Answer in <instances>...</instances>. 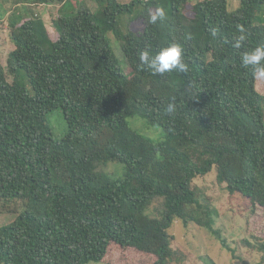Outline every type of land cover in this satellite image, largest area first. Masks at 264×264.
Segmentation results:
<instances>
[{
	"label": "trees",
	"instance_id": "1",
	"mask_svg": "<svg viewBox=\"0 0 264 264\" xmlns=\"http://www.w3.org/2000/svg\"><path fill=\"white\" fill-rule=\"evenodd\" d=\"M11 1L23 7L7 19L10 49L0 61V202L20 211L0 226V264L98 262L109 243L152 264L178 262L168 232L175 220L218 236L216 209L192 186L212 169L229 194L264 211V94L241 64L264 45V0H240L232 13L227 0H93L94 10L72 0ZM39 5L57 7L51 32ZM158 9L164 18L152 22ZM124 16L142 28L123 30ZM5 18L2 6L0 26ZM173 43L186 73L154 76L140 66L141 50ZM54 110L59 137L48 120ZM110 162L122 165L120 176L102 170Z\"/></svg>",
	"mask_w": 264,
	"mask_h": 264
},
{
	"label": "rangeland",
	"instance_id": "2",
	"mask_svg": "<svg viewBox=\"0 0 264 264\" xmlns=\"http://www.w3.org/2000/svg\"><path fill=\"white\" fill-rule=\"evenodd\" d=\"M121 3H127L131 0H118ZM85 2L94 10L93 0H72L73 7L76 8L79 3ZM240 0H227L228 12H234L239 7ZM6 10L5 22L0 26V61L5 65V58L9 52L10 45L6 38L7 19L22 6L14 8L11 0H0V8ZM191 4H188L186 11H191ZM23 7V6H22ZM25 6L24 8H27ZM14 8V9H13ZM33 10L39 12L47 24V29L51 32L49 20L57 14V7L51 5H39L33 7ZM133 18L124 16L121 18V27L126 29L130 26L134 31L142 28L141 22H130ZM113 49L118 47L114 42V36L108 35ZM117 56L122 62L123 58L117 51ZM125 66V65H124ZM124 68L129 69L127 65ZM125 71V70H124ZM257 89L260 94H264V81H257ZM48 120L59 137L62 133L63 122L61 110H54L48 114ZM131 123V120H130ZM144 123V122H143ZM131 125V124H130ZM132 126V125H131ZM134 130L147 137L159 138V131L156 128H146L141 122H135L132 126ZM111 176H120L122 174V165L118 163H109L102 169ZM121 171V172H120ZM192 186L195 187L203 196L209 199L210 205L216 209L218 215L214 216V229L217 235H211L202 227L195 224L184 226L180 220H175L168 230L171 236V247L178 253L180 261H173L172 264H264V211L258 206H251L250 203L241 198L238 194H229L224 185H220L215 179V170L206 175L193 180ZM14 202H7L5 205L0 202V226L14 221L20 209L7 211L6 208H12ZM152 206L147 210L150 217L156 216ZM247 241L251 247L243 245ZM225 244V245H223ZM263 248V250H261ZM132 249V248H130ZM119 250L117 244L109 243L107 251L109 258L94 262L89 261L86 264H152L154 258L149 255L141 256L134 250ZM127 261V262H126Z\"/></svg>",
	"mask_w": 264,
	"mask_h": 264
},
{
	"label": "clouds",
	"instance_id": "3",
	"mask_svg": "<svg viewBox=\"0 0 264 264\" xmlns=\"http://www.w3.org/2000/svg\"><path fill=\"white\" fill-rule=\"evenodd\" d=\"M164 18L163 9H158L154 15L151 16L152 22ZM240 35L236 38L234 47L240 48L246 40L245 30L242 26H238ZM140 66L149 71L154 76H163L172 71L186 73L188 65L183 59V48L179 44H171L170 46L161 48L155 54L148 48L141 50L139 53ZM241 64L243 67H251L253 76L261 81H264V45L257 46L251 51L245 52L241 56ZM176 103L173 98L167 104L166 111L174 113L176 111Z\"/></svg>",
	"mask_w": 264,
	"mask_h": 264
}]
</instances>
